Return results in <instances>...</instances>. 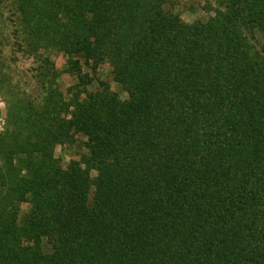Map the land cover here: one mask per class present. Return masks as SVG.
I'll return each mask as SVG.
<instances>
[{
    "label": "trees",
    "instance_id": "16d2710c",
    "mask_svg": "<svg viewBox=\"0 0 264 264\" xmlns=\"http://www.w3.org/2000/svg\"><path fill=\"white\" fill-rule=\"evenodd\" d=\"M9 3L37 96L2 138L0 264H264V0Z\"/></svg>",
    "mask_w": 264,
    "mask_h": 264
},
{
    "label": "rangeland",
    "instance_id": "374dc122",
    "mask_svg": "<svg viewBox=\"0 0 264 264\" xmlns=\"http://www.w3.org/2000/svg\"><path fill=\"white\" fill-rule=\"evenodd\" d=\"M172 2L176 6L173 10L174 15H178L186 23L207 18L204 10L208 6V0H172ZM168 7H171L170 4ZM14 19L9 0H0V148L3 143L2 138L17 131L14 129L13 122L16 118L22 117L25 101L32 96H37L36 61L33 57L19 51L20 48L17 46L19 38L16 39L17 35H14L16 28ZM45 53H48L56 70L60 72V78L57 81L59 89L62 92L67 91L76 81L63 72L66 63L65 56L51 48L46 49ZM100 71L102 79L110 84L111 89L121 94L119 86L111 80L109 67L103 66ZM76 141L79 144L78 137ZM54 153L63 165L79 158V150L67 145L58 146ZM4 161L0 152V182L5 180V184L8 185L17 172L9 174V168L4 165ZM12 165L16 166V162ZM17 207L21 215L27 213L29 209V205L25 203H20Z\"/></svg>",
    "mask_w": 264,
    "mask_h": 264
}]
</instances>
